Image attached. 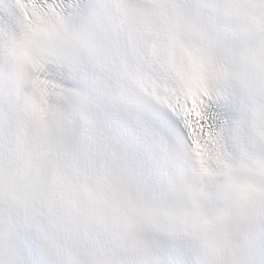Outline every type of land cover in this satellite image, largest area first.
Segmentation results:
<instances>
[{
  "label": "snow or ice",
  "instance_id": "obj_1",
  "mask_svg": "<svg viewBox=\"0 0 264 264\" xmlns=\"http://www.w3.org/2000/svg\"><path fill=\"white\" fill-rule=\"evenodd\" d=\"M0 264H264V0H0Z\"/></svg>",
  "mask_w": 264,
  "mask_h": 264
}]
</instances>
